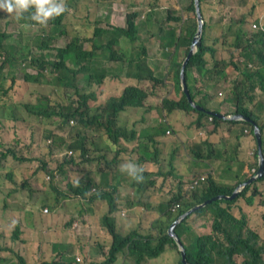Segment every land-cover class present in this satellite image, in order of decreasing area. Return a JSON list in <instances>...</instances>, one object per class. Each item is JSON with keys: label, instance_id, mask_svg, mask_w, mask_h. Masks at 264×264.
<instances>
[{"label": "trees", "instance_id": "obj_1", "mask_svg": "<svg viewBox=\"0 0 264 264\" xmlns=\"http://www.w3.org/2000/svg\"><path fill=\"white\" fill-rule=\"evenodd\" d=\"M76 1L81 3L83 8L100 12L108 0ZM205 1L201 0L203 12L206 14V9H212L209 12L217 15L213 16V21L206 22L202 45L185 68L188 89L196 105L188 98L181 82L182 66L198 27L195 2L191 0V4L186 8L187 20L182 23L184 20L181 16L174 18L176 23L181 24L180 34L173 31L172 28L175 27L166 31L161 28V32L165 34L161 36L164 48L167 46L173 48L168 66L163 68L168 73L167 79L173 83V91L163 99L160 110L167 114L176 110L194 112L196 119L193 122L198 120L200 124H203L204 119L212 117L215 129L224 121L243 122L249 125L251 130L256 124L262 132L264 150V125L261 124L260 116L250 108L253 105L264 108L263 102L255 104L257 89L264 94V0H236L234 8L225 6V0H212V4H208L206 8L203 4ZM172 2L173 0L168 2L169 6L173 4ZM70 6L72 7L71 1L66 0V10ZM136 12L137 10H134L127 15L128 26L113 27V32L105 31L107 41H101L98 37L104 30L98 26L96 16L93 24H89L81 35L74 34L67 47L51 44L55 37L60 35V26L66 11L49 17L46 24L50 25L51 29H45L44 34L37 37L40 54H37L33 47L23 44L19 34L16 33L15 36L13 32L0 28V118L10 115L16 121H25L19 114L23 108L24 115L35 116L38 120L46 122L42 131L38 124L32 127L28 124L32 139L38 134L41 139L48 140L51 144L61 139L69 149L80 152L81 156L88 160L90 158L87 156L91 154L90 147L96 146L94 139L97 138L102 144L101 147L96 146L104 158L97 162L98 167L104 168L101 170L103 175L101 181L87 180V177H84L79 182L72 181L69 184L74 194L87 197L92 193L90 199H104L109 204L110 211L104 215L103 222L113 235V241L109 247L108 260L101 264L116 262L122 253L141 264L146 259L158 258L168 247L177 250L180 255L178 264H184L181 250L175 238L169 234L170 226L192 207L217 195H232L240 184L249 180L255 173L249 174L246 171L253 168L256 171L259 168L258 142L252 131L254 137L252 155L242 163L238 152L228 155L227 150L216 148V144L209 139L192 142L186 149L194 164L216 155H220L229 167L237 162L238 169L231 175L233 183L221 181L210 172L201 186L188 190L184 180L187 174L175 173L174 166L171 165L167 172L160 173L166 176L175 174L179 181L169 197L164 196L163 200H159V216L153 221L151 231L142 233L136 230L123 234L117 230L113 214L117 212L121 215V210L117 204L115 189H112V184L109 185V180L115 179L117 162L128 149L121 151L117 148L122 145L121 139L124 137L126 140L136 142V146H140V150L145 153L137 131L127 130L120 123V113L125 110L134 112V108L145 107V99L154 95L153 91L138 86V83L145 81L152 83L151 89L156 91L157 85L164 78L162 73H157L160 69L154 68L148 62L149 52L145 43L139 42ZM20 20L25 24L45 25L33 20L29 10L21 14ZM254 23L257 24L256 27H253ZM141 24H144L143 20ZM121 38L123 44L132 46L127 61L123 52L117 49L120 47ZM87 44L91 46L86 48ZM19 71L24 72V79L17 75ZM107 78H113L115 84L125 78L131 81L135 79L136 84L126 86L114 97L100 100L99 96L103 93L100 94L101 88L108 82ZM20 79L50 85L51 93L41 94L36 102L14 104L13 92ZM94 85L98 88L88 89ZM222 85L226 86L228 99L234 104V113L246 115L252 121L224 119L217 114L222 111L220 107H212L215 100L212 91L217 92ZM197 105L204 107V110H200ZM29 119L27 118L26 122ZM123 121L125 118L121 119V122ZM166 130V123L161 120L152 129H142L140 135H149L156 145L154 134L162 136ZM43 131L47 132L45 138L42 135ZM58 133L62 135L59 136ZM112 151L116 152L114 162L109 164L108 154ZM10 155L15 159H22L12 148L3 153V157ZM139 156L144 160L147 157L140 153ZM74 159L75 157L66 160L62 166L75 162ZM43 166H47V163ZM225 172H229L228 169ZM53 173L51 171L52 175ZM147 174L152 172H143L146 185L143 184V180L139 182L134 180L131 184L134 188V205L145 202L140 192L144 187L153 184V180ZM6 176L11 177V174L7 173ZM259 182H264V175L243 188L236 197L215 200L197 209L176 226L175 232L186 249L189 264H264V237L252 224L255 211L264 205V189L260 188ZM175 204L179 205L176 211L172 209ZM200 220L202 222L197 224ZM74 253L75 249L71 247L70 252H60L51 260H44L39 264H88L79 263ZM0 263L31 264L17 250L16 252L10 250L6 256L0 254Z\"/></svg>", "mask_w": 264, "mask_h": 264}, {"label": "rangeland", "instance_id": "obj_2", "mask_svg": "<svg viewBox=\"0 0 264 264\" xmlns=\"http://www.w3.org/2000/svg\"><path fill=\"white\" fill-rule=\"evenodd\" d=\"M72 3V7H68V14L67 17L70 20V24L67 26L69 31L74 34L81 31L83 28L82 20L78 18V15H83L87 12V8H83L81 3H77L76 0H70ZM138 1L139 4H134ZM142 2V4H140ZM167 4L168 1L164 0ZM56 3H62L64 5V11L66 10V0H55ZM118 4L122 7L119 12H113L112 18L117 24H125L127 15L132 13L134 10L139 11V22L141 20H147V24H142V35L143 40L140 43H145L147 50L149 52L148 62H169L170 52L173 50L172 47L165 49L163 46V41L161 35H157L159 33L160 26L163 25L164 27L169 23L167 19V10L154 11L155 16V23L151 24L148 22V16L150 13V9L154 7L153 2H148L147 0H125L124 3L117 1ZM133 2V4L131 3ZM212 0H206L203 4H205L206 8H208V4H212ZM217 2V1H216ZM169 5V4H168ZM202 5V4H201ZM236 5V0H225V6L234 8ZM138 7V9L136 8ZM35 7L32 6L29 8L30 14L32 15L35 12ZM212 9H206V15L208 19H211L215 16L216 13L212 11ZM63 11V12H64ZM204 13V12H203ZM116 15H120L116 17ZM217 15V14H216ZM99 17V12L93 10V17ZM21 15L17 16L15 14H9L4 10H0V28L9 32H13L16 36V33L19 34L22 38V43L29 45L34 48L37 54L41 53V49L38 48V35H43L44 30H50L51 26L45 24L44 26H40L38 24H25L20 20ZM138 19V17H136ZM183 21L182 23H184ZM66 19L64 18L62 26L65 28ZM62 37V38H61ZM61 37L54 39L51 44L52 46H65L69 40L70 36H66L63 34ZM16 43V41H14ZM90 44H87L89 46ZM132 46L130 44H120L118 47V51L123 52L126 61L128 60L129 53L131 51ZM46 51V49H45ZM125 61V62H126ZM28 67V71H29ZM30 72V71H29ZM36 73V72H35ZM157 73H162L164 78H162V82L159 83L156 87V91L152 90V83L147 81L138 83V86H141L149 91H153L154 95H151V99L149 97L145 99V107L148 108V104H160L161 99L165 98L172 94V87L173 83L167 79L168 73L165 69L160 68L157 70ZM20 78L24 79V72L19 71L17 74ZM186 78V77H185ZM113 78H107L108 82L103 85L101 88L100 94L103 92V95L100 96V100H107L111 95H117L122 92L123 88L129 85H133V81L125 78L121 80L120 83H114ZM131 82V83H130ZM181 82H182V72H181ZM187 83V82H186ZM188 86V85H187ZM183 87V82H182ZM230 87V86H228ZM98 88V86L94 85L90 90H94ZM43 93H51V86L45 83H35V82H25L23 80H18L17 85L15 86L13 92V101L14 104L18 102L19 104L25 102H36L39 96ZM223 95L219 94V92H215L217 96L223 97L225 96V91L222 92ZM200 96L198 97L199 100ZM23 109V108H22ZM22 109L19 111V114L25 118V121H16V119L10 115L3 116L0 118V254L6 256L9 254L10 250L13 252L19 251L20 253H24L27 260L31 264H38L43 260H47V253L49 252L50 247L41 242L39 245L34 243H29L30 238L27 237V242H24L22 238L16 241V223L20 220L21 216L24 215L25 219L27 216V210H25L24 202L22 201L21 197L19 196V192L16 194V183H18V178L26 179V177L33 178L31 180V184L38 190L31 195V200L33 203H36L37 206L33 207V210L30 212V216L27 222V227L29 225L34 226V237L37 238V229L40 228V237L38 239H45V235L47 234V230H43L45 225L47 224H65L66 226L72 227L73 224H82V217L79 216V211L84 209V204L81 198L77 197L72 191L66 194V181L67 178H71L73 176H79L80 170L78 168L68 169L72 173L69 177H65L68 175L66 171L67 168H63L60 164L63 163L65 160H69L72 157L76 156L73 152L70 154L69 152L71 149L68 148L67 144L64 143L61 139H58L54 143H50V141L41 139L40 134L33 136L34 139L31 138V128L28 129V124L32 127L35 124L40 126L41 131L44 128L45 121L38 120L35 116L28 117L22 113ZM146 114L144 116L149 120L153 121V125L159 123L161 120L167 122V119L172 118L171 115H166L164 112H161L160 109L151 110H144ZM140 114L143 113L141 110L138 111ZM130 114V112H128ZM30 118L28 122L26 119ZM166 118V121H165ZM149 120V121H150ZM183 122H188L191 124V128L197 137L202 139L209 138V134L207 133L209 129V123L212 121L204 120L205 124H200L198 120L195 122L191 121L188 115L184 116L183 118H179L176 122H172L171 126L168 127L171 130V134L164 133L162 135L163 140L167 139H174L177 138L179 135L178 128ZM24 123V124H23ZM213 123L211 124V128H213ZM223 128H226L225 123H223ZM256 135V133L254 132ZM33 135V133H32ZM43 137L45 138L47 135L46 131L42 133ZM60 136V134L58 133ZM214 141H218L216 137L213 138ZM185 143L190 146L192 143L187 139L184 138ZM216 147V146H215ZM12 148L20 158L22 159H15L12 155L8 157H3V153L7 152L8 149ZM230 149H228V153L236 154L239 153V147L237 148V144H229ZM135 150L134 153H131L134 156V160L131 154H127L124 156V161H128L135 163L139 167H148L149 162H146L142 157L139 156L140 154L151 156L152 152L145 151L142 152L140 150V146L133 145L132 150ZM117 151V150H116ZM114 151L108 154L109 164L110 162H114L115 157ZM171 158V157H170ZM122 162V161H121ZM47 163V166H43ZM119 163V160L118 162ZM164 165L166 162H163ZM126 164V163H125ZM231 164V163H230ZM197 167L199 168L198 171L194 172L193 174H189L186 176V184L196 177L201 175H208L209 172H212L215 177L221 181L226 183H232L231 175L232 172L238 169V164L234 162V165L229 167L227 163L220 157V155H216L211 157L209 160H202L198 161ZM169 169V166L168 168ZM228 169L229 172H225ZM50 170V171H49ZM53 171L54 175L51 174ZM118 173L124 175L123 180L127 184L126 190H131V184L134 183V180L127 175L125 171L118 166ZM7 173L11 174V177L6 176ZM19 176V177H18ZM65 177V178H62ZM173 177V181L170 182L169 185L167 183L165 186L158 187L153 185L150 187L149 191H163L166 194L165 198L169 197L170 192L178 182L177 178ZM161 182V181H160ZM58 183H62L64 186V191L56 192L53 188L58 185ZM174 183L173 187L172 184ZM143 184L146 185L147 181L143 179ZM160 184V183H158ZM60 187V185H58ZM259 186L261 189H264V182H259ZM172 187V188H171ZM137 189L138 186H136ZM171 188V189H170ZM148 189L143 188L140 193L146 192ZM61 194V195H60ZM65 198L64 201L62 199ZM87 202V201H86ZM103 207L101 213V220L100 224L103 228L101 231V240L97 241L98 244L94 245L93 252L97 254L99 252L100 259L99 263H103L108 260L109 258V248L108 239L113 241V235L109 231L108 227L103 222V217L106 213H109L110 207L106 200H102ZM89 203V202H88ZM61 204L63 206L62 212L58 214V217L52 221H49L56 217L55 206ZM87 206L89 204L86 203ZM48 208V212H44L45 208ZM125 210L126 215L129 216L131 224H135L137 218L140 214L136 212L135 209H122ZM121 210V211H122ZM34 214V215H33ZM264 205L258 207L255 211V217H253L252 224H254L264 237ZM35 216V217H34ZM113 217L116 221V227L118 224H124V221L128 219H123L120 214L115 212ZM37 219V220H36ZM143 221V220H142ZM38 222V224H37ZM47 222V224H45ZM202 220L198 221L197 224L201 223ZM149 224V223H148ZM27 227L24 230H27ZM22 232V237L26 234V232ZM78 227H73V231L69 234V236L75 239L78 235L77 233ZM94 231L97 232L98 228L96 224L94 225ZM35 239V240H38ZM107 240V241H105ZM101 245V247H100ZM65 250L70 252L71 248L66 246ZM77 254L74 256L79 257L81 260L78 261L79 263H89V264H99L96 261H90L89 256L85 257L87 254L84 250L80 248H76ZM88 255V254H87ZM180 258L179 253L173 247H169L168 250L161 254L158 258L152 259L151 263L148 264H177L176 260ZM5 264V263H0ZM109 264H138L128 255L120 254L117 258V262L109 263Z\"/></svg>", "mask_w": 264, "mask_h": 264}, {"label": "crops", "instance_id": "obj_3", "mask_svg": "<svg viewBox=\"0 0 264 264\" xmlns=\"http://www.w3.org/2000/svg\"><path fill=\"white\" fill-rule=\"evenodd\" d=\"M147 1L154 3V7L150 9V13L148 16V19H149L148 22L150 23V25L155 23V16H154L155 10L159 12V10H164L165 8L169 9L171 7L164 0H147ZM142 2L143 1H141L140 4H142ZM190 2L191 0H174V11L176 13L184 12L187 6L190 4ZM131 3L133 4V2ZM134 4H139V3L137 1ZM121 8L122 7L118 4L117 0H108L107 4L99 12L100 16L98 19L100 23H102L101 26H104V25L114 26L115 24H117V22L113 20L112 18L113 16L111 13L119 12ZM136 8L138 9V7ZM119 16L116 15V17H119ZM137 21H139V16H138ZM125 24H119V25L124 26ZM175 28H176V31L179 32V29L177 27ZM141 31H143V29L140 30V33H142ZM168 63L169 62H150V64L154 68H159V69L166 68L168 66ZM133 83L136 84V81L134 80ZM223 88H224V85H222L221 88L217 90L220 91L221 93ZM223 94L224 93H222V95ZM101 95H103V93ZM256 95H257V98L255 101V104H258L259 102L264 103V94L262 93L260 89H257ZM151 98L152 97H149V99ZM162 99H161V103H162ZM161 103L159 105L154 104V103L148 104L149 105L148 108L145 107L144 110L146 109L148 111L149 110L153 111L155 109H159V107L161 106ZM212 105L214 108L221 107V111H223V113H231L234 111V108H235L233 102H231L228 99V94L226 92H225V96L220 97V98L216 97ZM251 107L253 108L254 111H256L261 116L262 122L264 124V108H260L254 105ZM138 111L130 112V114H128V112L125 111L121 116V119L125 118V121L121 122V124H125V126L130 129L133 127L135 123L134 120L141 118L142 122H138V125H137V129L139 131L142 129L149 130V129H152V127L156 126V124L155 125L152 124L153 123L152 120L149 119L150 120L149 121L144 115H142V113L140 114ZM143 112L144 114H146L145 111ZM186 115L190 117L191 121H194L196 119L195 113H187L186 111L176 110L171 113L172 118L167 119L168 127L172 129L171 123L174 121L176 122L179 118H183ZM224 123L226 124V128L222 127L220 130H218V128L215 129L214 125H213L214 128H211V125H209V129L207 131V133L209 134V138L207 139L215 143L216 148L225 149L227 151L228 149H230L228 148L229 144L239 145L238 157H239L240 162L242 163L252 155L251 152L253 151L252 147L254 145V140L252 138V134L249 130V127L242 123H239L236 125H232L226 122ZM168 127H167V131L169 130ZM190 128H191V124L189 125L188 122H183L178 128L179 135L177 136V138L163 140L162 136H157L156 138L159 141V147H160V154H159L158 159L161 161V164H159L158 161L149 162V165L147 168L153 169L156 172H159V168H161L163 171H168L171 168V165H173L175 169V173L189 174L193 171L194 172L198 171L199 170V168L197 167L198 162L194 164L192 157L188 154V151L186 149L188 145L185 143L184 138H187L191 143L199 142L204 139L197 137L195 132ZM210 130L211 132H209ZM245 130H247L248 132H246ZM168 134H171V131ZM214 137H216L218 141H214L213 140ZM95 141L97 142L98 139H95ZM143 142L148 143L147 151L150 152V147L153 145V143L149 140V138L146 140H143ZM228 155H231V154L228 153ZM163 159H165V162H166L165 165L162 162ZM123 163L127 164L128 161H124V160L122 162L120 161V164H123ZM235 163L237 164V162ZM118 165L119 164L117 163V166ZM168 166H169V169H167ZM75 167L78 168L81 172L79 176H73L71 178H67V180L64 181L66 182V185H65L66 190H67L65 191L66 194L70 192L71 188L69 184L72 181L79 182L82 178L87 177V180H94L96 182H100L101 179L103 178V175L101 174V170L104 168H101V166L97 167V162H88V161H85L84 159H77L76 163L71 164L70 167H67L66 171L68 172V175L65 177H69L72 173L68 169H72ZM115 169H117L118 171V167H115ZM117 171L115 174V179L109 180V185L112 184L113 185L112 189H115V195H117L118 200H119V208L129 209V207L127 206V201L133 195L134 189L131 188L130 191L126 190L127 184L123 180V176H121L120 173H118ZM246 172H249V170ZM158 174L159 173H157L156 176ZM172 176L179 179L175 174H173ZM172 176L170 177L171 180H173ZM65 177H62V178H65ZM32 179L33 178H29V177H26V179H23L20 177L18 178V185L25 186L23 189V192L20 193L19 196L24 202L25 210H27L26 220H28V218L31 217L30 212L33 210V207L37 206V204L33 203L31 200V195H33L34 192L38 191L31 184ZM157 181H159V179ZM58 185H60V187ZM58 185L54 187L53 189L56 192L64 191L63 190L64 186H62L63 184L58 183ZM107 187L109 189V186ZM91 195L92 193H90L87 197L82 198L84 209L79 211V216L82 217V224H78L77 226L78 235L75 239L69 236V234L73 231L74 224L72 227H69V226H66L65 224H47L46 222L45 224L47 225H45L43 230L44 229L47 230V234L45 235V239L42 240V239H38L40 237L39 234L41 232V229L40 228L37 229L38 235L36 236L37 238H35L34 232H33L34 226L29 225L27 227V222L25 220L21 227L22 240L24 242H27L26 239L27 237H29L30 238V241H28L29 243H34L37 245H39L41 242L46 243L50 247L49 252L47 253L48 255L47 260H51L60 252H63V253L67 252L65 248L66 246H69L70 248L72 247L75 249L74 255L77 254L76 248H80L88 254V255L86 254L85 257L89 256L90 261H96L99 263V259L101 256L99 252L97 254L93 252V248H94L93 246L97 245L98 244L97 241L101 240V237H102L101 231H103V228L100 224V220H101V213H102L101 210L104 205L102 200L104 199H93L92 200L90 199ZM142 196L144 197V201H145L144 203H142L143 206L145 205V207L151 208L152 210L156 211L155 207L157 206L159 200H163L164 193L161 190L155 191V192H151L147 190L146 192L142 193ZM64 200L65 198L62 199V201ZM86 203L89 204V206H87ZM62 209H63V206L61 204L56 205L55 206L56 217L49 221L56 219L58 217V214L62 212ZM135 210L137 213H140V211L142 212L144 211V208L142 207L140 209H135ZM95 224H96V227L98 228L97 232L94 231ZM139 225L140 224H131L130 218H129L127 221H124V224H118L117 229L120 232L127 234L133 229L139 227ZM26 227H27V230H24ZM23 230L24 232H26V234L22 237ZM35 239H38V240H35ZM104 243L108 244V248H109L111 244V240L108 239V243L107 242H104ZM22 254L24 255L23 252ZM151 261L152 259H147L143 261L142 264H148V263H151ZM178 261L179 259L176 260V263H178Z\"/></svg>", "mask_w": 264, "mask_h": 264}, {"label": "clouds", "instance_id": "obj_4", "mask_svg": "<svg viewBox=\"0 0 264 264\" xmlns=\"http://www.w3.org/2000/svg\"><path fill=\"white\" fill-rule=\"evenodd\" d=\"M170 0H168V2H169ZM194 2H195V0H194ZM173 4L171 5V8H170V10L169 11H167V19H168V21H169V23L167 24V26H163V25H161L160 26V29H159V33L157 34V35H165L163 32H161V28H163L165 31L166 30H168V29H170L171 27H177L178 29H179V32H177L176 31V28H172L173 29V31H176V33L177 34H180L181 33V30H182V27H181V24H178V23H176L175 21H174V18L176 17V16H181L182 18H183V20L185 21V20H187V18H188V15H187V13H186V9H185V11L184 12H180V13H176L175 11H174V0H173V2H172ZM190 4H191V2H190ZM189 4V5H190ZM188 5V6H189ZM32 6H34L35 7V12L32 14V19L33 20H35V21H38L39 23H41V24H46L47 23V20H48V18L49 17H53V16H55V15H59L61 12H63L64 11V5L62 4V3H56L55 2V0H0V10H4V11H6L7 13H9V14H15V15H17V16H19V15H21V14H23L25 11H27V10H29V8L30 7H32ZM187 6V7H188ZM195 8H196V6H195ZM201 8H202V6H201ZM202 12H203V9H202ZM67 14H68V10L66 11V15H65V19H66V25H65V28L61 25L60 26V35H57L56 37H55V39H57V38H59V37H61L63 34H65L66 36H70L69 37V40H68V42H67V44L73 39V37H74V34H76V35H81L85 30H86V28H87V26L89 25V24H93V22H94V20H95V18H96V16H94L93 17V10L92 9H89V8H87V12L85 13V14H83V15H78V18L79 19H81L82 20V25H83V28L81 29V31H79L78 33H74V34H72L70 31H69V29L67 28V26L70 24V20H69V18L67 17ZM136 14H137V16L136 17H138L139 16V11L137 10V12H136ZM197 14V13H196ZM203 15H204V19H205V24H206V22H211V21H213L214 20V17H212L211 19H208L207 18V15L205 14V13H203ZM86 17H88V18H86ZM97 18H99V17H97ZM142 21V20H141ZM144 21V23L145 24H147V20H143ZM197 21H198V17H197ZM138 22V21H137ZM62 24H63V21H62ZM101 24L102 23H100V21H99V19H98V26L100 27V28H103V32L101 33V35L100 36H98L99 38H100V40L101 41H107L108 39L107 38H105V31H110V32H113V27H126V26H128V18L126 19V24L124 25V26H121V25H114V26H111V25H104V26H101ZM256 25L257 24H253V27H256ZM138 27H139V29H138V33H139V36H140V41H143V35H142V33H140V30L142 29V24H141V22H139L138 23ZM204 28H205V25H204ZM197 30H198V27H197ZM197 32V31H196ZM196 34V33H195ZM203 37H204V32H203ZM62 38V37H61ZM194 39V38H193ZM120 41H121V45L123 44V38H121L120 39ZM202 41H203V39H202ZM65 45V46H63V45H61L62 47H67L68 45ZM53 45V44H52ZM146 45V44H145ZM91 45H89V46H87L86 45V48L87 47H90ZM192 46V45H191ZM165 49H168L169 50V47H167V48H165ZM191 49V48H190ZM190 52V51H189ZM198 52V51H197ZM189 55V54H188ZM188 57V56H187ZM187 57L185 58V61H186V59H187ZM184 61V62H185ZM229 86V85H228ZM227 86V87H228ZM225 87L226 86H224V88H223V90L227 93V91L225 90ZM229 88V87H228ZM184 90V89H183ZM223 90H222V92H223ZM215 92L216 91H212V94H214V96H215V98L216 97H218L217 96V94H215ZM217 92H219V94L221 95L222 94V92L220 93V91H217ZM110 97H114V95H111V96H109L108 97V99L110 98ZM148 97H150V96H148ZM164 99V98H163ZM163 99H162V101H163ZM195 102V101H194ZM196 103V102H195ZM219 105V104H218ZM161 106H162V103H161ZM161 106L159 107V109H161ZM200 106V105H199ZM220 106V105H219ZM212 107H213V105H212ZM144 106H141V107H137V108H134V111H138V110H141L142 112L144 111ZM204 108V107H203ZM214 108V107H213ZM217 108V107H216ZM252 110H253V108L252 107H250ZM220 109H221V107H220ZM201 110V109H200ZM234 110H235V108H234ZM126 111V110H125ZM125 111H123V112H121L120 113V123H121V116H122V114L125 112ZM161 111V110H160ZM254 111V110H253ZM162 112V111H161ZM210 113H213V111H209ZM255 113H257L256 111H254ZM192 113H194V112H192ZM164 114L165 115H171V114H167L166 112H164ZM196 114V113H195ZM219 116H220V114H224L225 115V117H222V116H220V117H222V118H224V119H233V120H237V121H239V120H244V121H252V119L251 118H249V117H247L246 115H243V114H241V113H234V111L233 112H231V113H223V111L222 112H220V113H217ZM258 114V113H257ZM142 115H144V112L142 113ZM259 115V114H258ZM260 116V115H259ZM244 117H247L248 119H245ZM144 119V118H143ZM213 118L212 117H210V119H206L207 121H212L211 123L210 122H208L210 125L213 123L214 124V122H213V120H212ZM205 120V119H204ZM204 120H203V124H205V122H204ZM135 121V123H134V125H133V127L132 128H130V129H135L136 131H137V136L138 137H140V142H142L143 143V145H144V149H145V151H147V146H148V143H145V142H143V140H146V139H148L149 138V140L153 143V141L151 140V138L149 137V135H144V134H141L140 135V131L137 129V125H138V122H142V119L141 118H138V119H135L134 120ZM165 121H166V118H165ZM260 121H261V124H263V122H262V119H261V116H260ZM224 122H226V123H229V124H232V125H236V124H239V123H242V124H244V125H246V126H248L249 127V130H250V132H251V134H252V131H254L255 132V127L256 126H258V125H254V128H253V130H251V127L249 126V125H247V124H245V123H243V122H238V123H230V122H228V121H224ZM224 122H221L220 123V125L217 127L218 128V130H220L222 127H223V123ZM166 123V128L168 127V123L167 122H165ZM127 130H129V128H127L126 126H125V124H122ZM226 125V124H225ZM228 125V124H227ZM264 125V124H263ZM214 126H215V124H214ZM259 127V126H258ZM214 128V127H213ZM260 129V128H259ZM146 130V129H145ZM213 130V129H212ZM170 131L171 130H166V133L168 134V133H170ZM246 132H248L247 130H245ZM261 131V130H260ZM209 132H211V130L209 131ZM262 133V132H261ZM60 134V136L62 135L61 133H59ZM155 135V138L157 137V136H161V135H156V134H154ZM96 137L98 136L97 134L95 135ZM256 136V135H255ZM252 138H253V140H254V137H253V135H252ZM256 138H257V136H256ZM97 139V138H96ZM122 145L120 146V147H118L117 149H119V150H121V151H123V150H125V149H127V150H125L123 153H124V155H123V157H122V159H119V165L118 166H120L121 167V169L123 170V171H125L126 173H127V175L128 176H130L133 180H135V181H137V182H139V181H142L143 179H144V177H143V172L145 173V172H152V174H147V175H149L150 176V179L151 180H153V184L151 185V186H153V185H156V186H158V187H162V186H165V184L167 183V185H169L170 184V182L171 181H173V180H171L170 179V177L172 176V175H170V176H166V175H162V173H160V171H163L161 168H159V172H156V171H154L153 169H148L147 167H144V168H142V167H139L138 165H136L135 163H132V162H129V163H127V164H125V163H123V164H120V161H123L124 160V156L125 155H127V154H131V153H134L135 152V150H132L131 151V149H132V147H133V145H137L136 144V142H131V140H126L124 137H122ZM156 140H157V138H156ZM205 140V139H204ZM211 141V140H210ZM212 142V141H211ZM258 142V141H257ZM94 143H95V145L96 146H99V147H101L102 146V144H100L99 143V140L96 142L95 141V139H94ZM96 146H94V145H92L91 147H90V152H91V154L90 155H88L87 156V158H90V160H88V159H86L85 157H83V156H81V154H80V152H76L75 150H73V149H71V151L69 152L70 154H72L73 152L75 153V155L76 156H74L75 157V162H72V163H66V164H64L63 166H62V164L63 163H61L60 165L63 167V168H67V167H70L71 166V164H74V163H76L77 162V159H84L85 161H88V162H98V161H101V160H104V158H102V156H103V153H101V152H99L98 151V149H97V147ZM147 152H149V151H147ZM150 152H152L153 154L151 155V156H147L146 157V161L147 162H153V161H158L159 162V164H161V161L158 159L159 158V154H160V147H159V141L157 140V144L156 145H152L151 147H150ZM131 156H132V158H133V160L135 159L134 158V156L131 154ZM66 161V160H65ZM64 161V162H65ZM165 161V159H163L162 160V162H164ZM102 162H104V161H102ZM164 164V163H163ZM97 167H98V165H97ZM257 171L258 170H256L255 171V168H253L252 170H249V174H253V173H257ZM164 172H167V171H164ZM154 173H159L157 176H156V174H154ZM194 172H191V173H189V174H193ZM210 173V172H209ZM189 174H187V175H189ZM254 174V175H255ZM121 176H124V175H122V174H120ZM186 175V176H187ZM254 175H251L250 177H252V176H254ZM207 175L205 176V175H201V176H196V177H194V178H192L189 182H188V184H187V188H188V190H194V189H196V188H198L199 186H201V184L204 182V181H206L207 180ZM159 179V181H157ZM186 179V177L184 178V180ZM196 180H198V183L194 186V187H191V185L194 183V181H196ZM161 181V182H160ZM177 181H179V179L177 180ZM247 181V180H246ZM186 182V181H185ZM158 183H160V184H158ZM173 185H174V183L172 184V187H173ZM151 186H148V189L147 190H149L150 189V187ZM24 185H22V186H19L18 185V183L16 184V194L19 192V193H22L23 192V189H24ZM132 187V186H131ZM171 187V188H172ZM133 188V187H132ZM170 188V189H171ZM134 189V188H133ZM70 191H71V189H70ZM96 191V189L94 188L93 189V192H95ZM73 192V191H72ZM74 193V192H73ZM76 195V194H75ZM164 196H166V194H164ZM77 197H79V198H83V197H81L80 195H77ZM115 197H116V200H117V204H118V207H119V200H118V197H117V195H115ZM133 198H134V194L131 196V198L127 201V206L129 207V208H132V209H140V208H144V211L142 212V211H140V213H138V214H140L139 215V217L137 218V220H136V223L135 224H140L139 225V227H137V228H135V229H133L132 231H130L129 233H131V232H133V231H139V232H142V233H144V232H149V231H151V226H152V223H153V221L156 219V218H158V216H159V213H158V211H159V208H158V204H157V206L155 207V210L156 211H154V210H152L151 208H147V207H145V205L143 206V204H140V205H134L133 204ZM159 199H160V197H159ZM124 201V200H123ZM159 203V202H158ZM199 205V204H198ZM178 206L179 205H173V207H172V209L174 210V211H176L177 210V208H178ZM120 210H122V208H120ZM49 211V209L46 207L45 209H44V212H48ZM184 214V213H183ZM192 214V213H191ZM121 215H122V218L125 220V219H129L128 217L129 216H124V215H126V212H125V210H122L121 211ZM189 216V215H188ZM26 219H25V217H24V215H22L21 216V218H20V222H17L16 223V241H18L19 239H20V237H21V227H22V225H23V223H24V221H25ZM143 220V221H142ZM149 223V224H148ZM179 224V223H178ZM177 224V225H178ZM176 225V226H177ZM76 226H78V224H74V226L73 227H76ZM138 226V225H137ZM176 228V227H175ZM170 229V228H169ZM118 230V229H117ZM119 231V230H118ZM120 232V231H119ZM122 233V232H121ZM124 234V233H123ZM128 234V233H127ZM177 242V241H176ZM110 247V246H109ZM169 248V247H168ZM180 249V248H179ZM168 250V249H167ZM166 250V251H167ZM165 251V252H166ZM164 252V253H165ZM65 253V252H64ZM22 254V253H21ZM23 255V254H22ZM123 255H125V254H123ZM27 259V258H26ZM149 259H154V258H149ZM180 259V258H179ZM77 260L78 261H80L81 259L79 258V257H77ZM147 260V259H146ZM28 261V260H27ZM44 261V260H43ZM145 261V260H144ZM29 262V261H28ZM116 262H117V260H116ZM179 262V261H178ZM41 263V262H40ZM39 264V263H38ZM89 264V263H88ZM99 264H101V263H99ZM142 264V263H141ZM178 264V263H177Z\"/></svg>", "mask_w": 264, "mask_h": 264}, {"label": "water", "instance_id": "obj_5", "mask_svg": "<svg viewBox=\"0 0 264 264\" xmlns=\"http://www.w3.org/2000/svg\"><path fill=\"white\" fill-rule=\"evenodd\" d=\"M195 6H196V13H197V17H198V30L194 36L193 42H192V46L189 52V55L186 59V61L183 63L182 66V82H183V89L185 91V93L187 94L188 98L190 99V101L192 102V104L196 105V103L192 100L191 95H190V91L188 89L187 83H186V78H185V68L187 63L189 62V60L191 59V57L197 53V51L200 49L201 45H202V39H203V32H204V25H205V19H204V15L202 12V8H201V0H195ZM197 107L201 110H204V108L202 106L197 105ZM220 116L225 117L224 114H220ZM245 119H248L247 117H244ZM255 133L257 136V141H258V156H259V168L257 173L252 176L249 180L243 182L242 184H240L238 186V188L235 190V192L232 195H217L214 196L208 200H206L204 203L196 205L194 207H192L191 209L187 210L184 214H182L171 226L169 229V234L175 238V240L177 241V244L181 250V254H182V261L184 264H189L188 260H187V256H186V249L181 241V239L178 237L177 233L175 232V227L178 223H180L184 218H186L188 215H190L191 213L195 212L197 209L204 207L206 205H208L209 203L215 201V200H219V199H227V198H234L238 195V193L245 188L247 185L251 184L252 182H254L255 180H257L258 178L262 177L264 175V150H263V139H262V133L259 129L258 126L255 127Z\"/></svg>", "mask_w": 264, "mask_h": 264}, {"label": "built area", "instance_id": "obj_6", "mask_svg": "<svg viewBox=\"0 0 264 264\" xmlns=\"http://www.w3.org/2000/svg\"><path fill=\"white\" fill-rule=\"evenodd\" d=\"M198 183V180L194 181V183L191 185V187H194Z\"/></svg>", "mask_w": 264, "mask_h": 264}]
</instances>
